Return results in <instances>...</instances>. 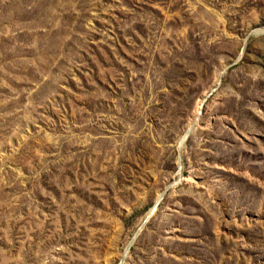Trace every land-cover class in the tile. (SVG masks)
Instances as JSON below:
<instances>
[{
	"label": "rangeland",
	"instance_id": "374dc122",
	"mask_svg": "<svg viewBox=\"0 0 264 264\" xmlns=\"http://www.w3.org/2000/svg\"><path fill=\"white\" fill-rule=\"evenodd\" d=\"M129 244L264 264V0H0V264Z\"/></svg>",
	"mask_w": 264,
	"mask_h": 264
},
{
	"label": "water",
	"instance_id": "95a60500",
	"mask_svg": "<svg viewBox=\"0 0 264 264\" xmlns=\"http://www.w3.org/2000/svg\"><path fill=\"white\" fill-rule=\"evenodd\" d=\"M200 115H202V111H200ZM192 130H193V127H191L190 129H188L187 133H186V138L184 139V141L191 135L192 133ZM183 141V143H184ZM171 187H168L163 196L161 197L160 201L157 203L155 209L153 211H151V213L148 215V217L144 220V223L142 224V226L140 227V229L137 231V233L135 234L134 238H133V241L139 237L140 233L142 232V230L144 229V227L146 226V224L149 222L150 218L154 215V213L156 212L157 208H158V205L160 204V202L164 199V196L166 195V192L168 191V189H170ZM130 245H128L127 249H126V252L124 253L123 255V258L120 262V264H125L126 263V259H127V255L129 253V249H130Z\"/></svg>",
	"mask_w": 264,
	"mask_h": 264
},
{
	"label": "bare ground",
	"instance_id": "6f19581e",
	"mask_svg": "<svg viewBox=\"0 0 264 264\" xmlns=\"http://www.w3.org/2000/svg\"><path fill=\"white\" fill-rule=\"evenodd\" d=\"M187 133V132H186ZM186 138V135H185V137L183 138V140H182V142H181V144L183 143V141H184V139ZM178 184V182L175 184V185H172V186H169V187H174V186H176ZM164 194V193H163ZM163 194L160 196V199H161V197L163 196ZM160 199L158 200V202L160 201ZM157 202V203H158ZM157 203H156V205H157ZM156 205H155V207H156ZM155 209V208H154ZM154 209H152L151 211H153ZM151 213V212H150Z\"/></svg>",
	"mask_w": 264,
	"mask_h": 264
}]
</instances>
